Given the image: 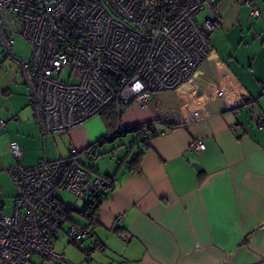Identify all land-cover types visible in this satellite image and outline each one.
<instances>
[{"label":"crops","instance_id":"obj_1","mask_svg":"<svg viewBox=\"0 0 264 264\" xmlns=\"http://www.w3.org/2000/svg\"><path fill=\"white\" fill-rule=\"evenodd\" d=\"M213 2L218 24L208 37L212 48L192 77L174 90L153 92L145 108L128 106L115 123L114 130L155 123L159 135L138 158L140 172L130 160L142 145L105 173L116 182L99 206L93 235L74 244L58 231L54 250L67 262L46 264H264V0H255L258 17L250 15L244 0ZM7 60L2 57L0 67ZM7 88L11 94L21 89V97L0 103L6 122L0 126L2 216L12 213L17 194L7 171L14 164L10 146L25 147L39 133L46 138L23 94L21 76ZM112 128L100 114L48 133L59 140L57 154L22 152L19 162L66 157L72 148L110 135ZM194 139L202 140L198 154L188 151ZM72 208L77 212L79 201Z\"/></svg>","mask_w":264,"mask_h":264},{"label":"built area","instance_id":"obj_2","mask_svg":"<svg viewBox=\"0 0 264 264\" xmlns=\"http://www.w3.org/2000/svg\"><path fill=\"white\" fill-rule=\"evenodd\" d=\"M244 3L252 17L260 15L255 0ZM214 14L213 0H0V48L18 64L40 132L58 133L110 108L119 117L132 104L145 108L153 92L186 83L211 51ZM18 35L31 45L26 59L12 52ZM201 145L194 139L188 151L198 154ZM10 152L17 194L12 213L0 215V264H37L35 256L67 262L53 238L62 230L76 243L87 229L73 221L62 228L58 191L74 193L81 208L90 194L112 192L114 176L86 163L95 145L32 165L19 162L18 145Z\"/></svg>","mask_w":264,"mask_h":264},{"label":"rangeland","instance_id":"obj_3","mask_svg":"<svg viewBox=\"0 0 264 264\" xmlns=\"http://www.w3.org/2000/svg\"><path fill=\"white\" fill-rule=\"evenodd\" d=\"M206 12L207 9L205 8L198 16V19H200L201 16L204 15ZM30 51H31V45L29 44V42L23 36L18 35L16 38V42L13 46V51H12L13 54L17 57L26 59L28 58ZM2 57L3 54L1 53V48H0V61L2 60ZM66 73L67 72L65 71L63 75L64 79H66L65 78L67 75ZM19 80H20V72L18 69V64L11 59L5 61L3 67H0V103L1 104H5V103L9 104L11 103V99L13 100L20 99L21 94L19 93V91L21 89L17 88L15 92L14 91L12 92V94L11 92L7 91L9 90V88H7L9 84L15 81L19 82ZM22 90H23V94H25L27 97V93L24 90V88H22ZM3 91L5 92V95ZM10 94L11 96L7 97ZM117 121H115L114 123H117ZM40 135L41 134L39 133V139H33V140L29 139V142L25 147H19V148L22 149L23 153L29 151L32 154L35 151L34 153L41 154V157L48 158V156H55L58 151L54 150L55 149L54 145L55 143L56 145H58L59 140L55 138V136H51L50 134L44 135L43 137L46 138L42 140ZM138 139L139 138L135 133H128L124 136L116 137L112 142H105L102 146L96 149V153L94 157H92V159L86 160V163L90 165L92 169L97 171L99 174L113 173L117 167V162H119L120 160L126 157L131 158L132 155L130 154L131 151H133L134 153L137 150V146L140 145V141ZM57 196L61 202L72 207H74L78 201L76 195L67 190L58 191ZM71 218L77 222L84 221L83 217L78 212L75 211L72 212ZM61 233L62 231H60V234ZM31 260L35 261L37 264L40 263L46 264L44 261H40V258L36 256L31 257Z\"/></svg>","mask_w":264,"mask_h":264},{"label":"trees","instance_id":"obj_4","mask_svg":"<svg viewBox=\"0 0 264 264\" xmlns=\"http://www.w3.org/2000/svg\"><path fill=\"white\" fill-rule=\"evenodd\" d=\"M104 115L105 121L106 123H110V125L112 124V132L110 133V135L99 139L95 142H93L92 144H90L89 146H94L98 147V145L102 144V142H104V140H106V138H116V137H121L124 136L128 133H135L138 136V140L140 141V145H142V147H144L143 150H139L134 156L133 158L130 160V163H136V166L132 168H134L136 170V172H140L138 166H137V161L138 158L144 153V151L149 148V145L147 144V141L151 138L156 137L157 135H159V132L156 130L155 127V123L154 122H145L143 124L140 125H136L133 127H129V128H124V129H116L115 128V121L119 120L120 117L116 115V113L110 108L105 110L103 113H101V115ZM118 122V121H117ZM167 129H170L171 127H173V125H167L166 126ZM109 175V174H107ZM113 176V175H110ZM108 194L106 193H92L90 194L87 199H85V203L83 204V206L76 210L84 219L83 222H76L73 219H71L69 217L70 212L73 211L74 209L71 206L68 205H63L61 212L63 213V215L65 216L66 219L70 220V222H76L78 224H81L82 226H84L87 229V235L91 236L94 233V229L98 226V209L99 206L101 204V202L107 197ZM79 242V241H78ZM78 242L74 243L77 244Z\"/></svg>","mask_w":264,"mask_h":264},{"label":"water","instance_id":"obj_5","mask_svg":"<svg viewBox=\"0 0 264 264\" xmlns=\"http://www.w3.org/2000/svg\"><path fill=\"white\" fill-rule=\"evenodd\" d=\"M194 166H196V164H194ZM198 167V166H197ZM199 168V167H198Z\"/></svg>","mask_w":264,"mask_h":264}]
</instances>
